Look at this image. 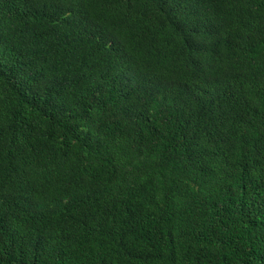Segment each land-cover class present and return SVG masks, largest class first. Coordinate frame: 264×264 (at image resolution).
I'll use <instances>...</instances> for the list:
<instances>
[{"label":"trees","instance_id":"16d2710c","mask_svg":"<svg viewBox=\"0 0 264 264\" xmlns=\"http://www.w3.org/2000/svg\"><path fill=\"white\" fill-rule=\"evenodd\" d=\"M0 264H264V0H0Z\"/></svg>","mask_w":264,"mask_h":264}]
</instances>
